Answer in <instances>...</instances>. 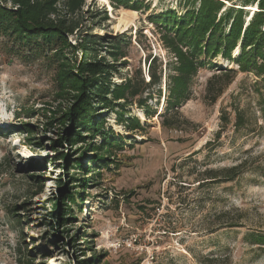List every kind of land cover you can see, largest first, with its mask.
Listing matches in <instances>:
<instances>
[{"label": "rangeland", "instance_id": "obj_1", "mask_svg": "<svg viewBox=\"0 0 264 264\" xmlns=\"http://www.w3.org/2000/svg\"><path fill=\"white\" fill-rule=\"evenodd\" d=\"M41 1H52L53 18H72L66 0ZM83 1L80 28L59 55L80 58L75 47L82 30L107 37L123 32L129 37L121 44L126 56L110 62L112 82L139 68L146 77L148 56L162 61V81L146 96L145 108L125 107L139 118L141 131L127 130L117 108L98 110L124 148L110 156L108 167L94 169L97 184L84 190L83 200H65L75 218L55 225L49 212L58 179L70 186L71 173L81 174L74 166L64 170L65 161L55 158L82 156L84 142L53 146L64 135L56 119L69 105L57 92L54 50L29 48L0 32V264H25L26 258L33 264H264V247L245 238L264 233V67L260 75L239 67V40L229 59H207L211 66L198 70L189 99L168 115L165 84L174 56L149 15L165 9L179 14L183 0H140L138 11L124 0ZM0 5L15 8L6 0ZM250 7L244 11L251 14ZM124 11L131 22L118 27ZM104 13L109 20H102ZM164 114L171 128L162 126ZM86 154L81 160L89 167ZM30 164H39L28 172L38 180L27 176Z\"/></svg>", "mask_w": 264, "mask_h": 264}, {"label": "trees", "instance_id": "obj_2", "mask_svg": "<svg viewBox=\"0 0 264 264\" xmlns=\"http://www.w3.org/2000/svg\"><path fill=\"white\" fill-rule=\"evenodd\" d=\"M13 4L14 9L0 5V32L14 37L22 45L29 48H42L54 50L56 57V83L58 95L66 97L69 105L62 111L58 120L64 128L55 144L69 143L73 145L77 140L84 142L82 156L87 155L89 167L83 164L82 156L70 158L69 154L60 153L55 160L63 159L64 170L74 166L81 174L71 173L68 180L73 185L67 186L60 177V187L56 199H52V210L49 216L54 219L55 225L66 224L75 217L70 203H75V197L84 199V190L93 182L98 168H106L112 163L110 156L123 150L124 143L120 136H116L112 130L105 129V118L100 117L98 110L117 108V118L129 131H141L140 120L136 116L127 115V105L136 104L145 108L146 96H150V90L159 86L162 81V61L156 57L148 56L147 76H143L139 69L130 76H126L120 83L112 82V70L115 63L126 56L121 44L129 40L125 33H117L107 37L92 31L80 32L79 49L81 56L72 61L62 54L60 50L64 44H68L69 34L80 28L79 14L84 5L83 0H66L65 5L71 19L53 18L57 10L52 1L41 0H6ZM123 1V0H121ZM238 0H183V11L176 13L172 9H165L159 13L149 15V20L160 30L161 40L169 52L174 56L173 73L166 77V114L177 113V108L189 99L190 85L199 69L211 66L207 59L218 54L224 58H230V52L240 40L241 51L237 63L242 70H258L256 74H262L264 67V0H239L240 5H230ZM127 8L138 11L142 2L140 0H124ZM256 5L251 14L244 11V7ZM103 21L109 20L106 13ZM58 15V14H57ZM74 17V18H73ZM246 17L249 18L246 21ZM106 55H101V51ZM108 56L111 61L107 60ZM204 58V61L202 59ZM72 62H71V61ZM260 60L261 64L257 62ZM159 61V62H157ZM215 76V75H214ZM148 93V95H145ZM222 93L218 90L215 97ZM145 96V97H144ZM146 115H151L145 109ZM100 117V118H99ZM170 117V116H169ZM166 115H163L162 126L171 128ZM69 126H65V124ZM52 123H48L50 126ZM66 127V128H65ZM26 130H29L28 128ZM83 132L85 134H83ZM96 136L100 141L94 142ZM35 139L31 137L32 141ZM52 160V159H51ZM39 164H30L25 168L30 179H37L34 174H29V168ZM45 165V162L41 164ZM238 166L233 169H237ZM95 172V173H94ZM94 173L88 177V174ZM68 174L65 172L64 175ZM98 174V173H97ZM41 178V177H40ZM38 182V181H37ZM93 182V183H92ZM77 185V186H76ZM42 184H39L41 188ZM75 187V190L73 188ZM39 190L37 193H40ZM23 203L20 206H24ZM64 206V207H62ZM17 208V206H15ZM80 205L78 209H82ZM67 215V217H65ZM248 243L256 249L264 247V233L248 232L245 235ZM20 251V249H18ZM21 262V259H17ZM85 260L79 261L84 263ZM25 264H33V260L26 258ZM211 264V263H207Z\"/></svg>", "mask_w": 264, "mask_h": 264}, {"label": "bare ground", "instance_id": "obj_3", "mask_svg": "<svg viewBox=\"0 0 264 264\" xmlns=\"http://www.w3.org/2000/svg\"><path fill=\"white\" fill-rule=\"evenodd\" d=\"M255 9H256V6H251V7H250V11H251V13H252L253 11H255ZM252 10H253V11H252ZM131 19H132V15H131V13L128 12V11H124V12L122 13V16L119 18V21H118L117 26L120 27L121 25H126V24H128V23L131 22Z\"/></svg>", "mask_w": 264, "mask_h": 264}]
</instances>
